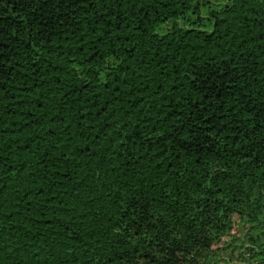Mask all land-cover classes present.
Instances as JSON below:
<instances>
[{
  "label": "trees",
  "instance_id": "1",
  "mask_svg": "<svg viewBox=\"0 0 264 264\" xmlns=\"http://www.w3.org/2000/svg\"><path fill=\"white\" fill-rule=\"evenodd\" d=\"M0 0V264H264L262 0Z\"/></svg>",
  "mask_w": 264,
  "mask_h": 264
},
{
  "label": "snow or ice",
  "instance_id": "2",
  "mask_svg": "<svg viewBox=\"0 0 264 264\" xmlns=\"http://www.w3.org/2000/svg\"><path fill=\"white\" fill-rule=\"evenodd\" d=\"M262 2H264V0H262ZM190 3L194 6V7H197L198 4H197V0H190Z\"/></svg>",
  "mask_w": 264,
  "mask_h": 264
}]
</instances>
